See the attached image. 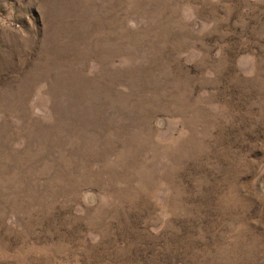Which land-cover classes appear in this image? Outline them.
I'll return each instance as SVG.
<instances>
[{
	"label": "rangeland",
	"instance_id": "rangeland-1",
	"mask_svg": "<svg viewBox=\"0 0 264 264\" xmlns=\"http://www.w3.org/2000/svg\"><path fill=\"white\" fill-rule=\"evenodd\" d=\"M0 264H264V0H0Z\"/></svg>",
	"mask_w": 264,
	"mask_h": 264
}]
</instances>
